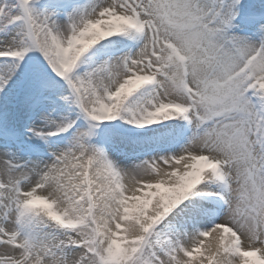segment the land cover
<instances>
[{
  "label": "snow or ice",
  "instance_id": "6c2138e0",
  "mask_svg": "<svg viewBox=\"0 0 264 264\" xmlns=\"http://www.w3.org/2000/svg\"><path fill=\"white\" fill-rule=\"evenodd\" d=\"M240 0H0V264H264V23Z\"/></svg>",
  "mask_w": 264,
  "mask_h": 264
},
{
  "label": "rangeland",
  "instance_id": "374dc122",
  "mask_svg": "<svg viewBox=\"0 0 264 264\" xmlns=\"http://www.w3.org/2000/svg\"><path fill=\"white\" fill-rule=\"evenodd\" d=\"M250 4H252L257 9V14H259V19L257 20V24L264 23V0H247ZM233 23V22H232ZM255 31V26L244 25L240 26L237 23H233V27L230 29L231 34L250 38L252 42H256L258 37L253 35Z\"/></svg>",
  "mask_w": 264,
  "mask_h": 264
}]
</instances>
